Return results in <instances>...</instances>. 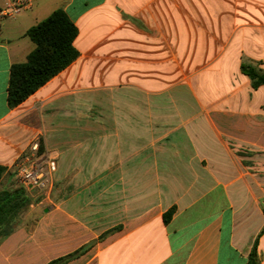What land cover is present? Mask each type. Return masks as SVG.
<instances>
[{
	"label": "crops",
	"instance_id": "0c3cea01",
	"mask_svg": "<svg viewBox=\"0 0 264 264\" xmlns=\"http://www.w3.org/2000/svg\"><path fill=\"white\" fill-rule=\"evenodd\" d=\"M18 3L0 17V184L12 187L38 142L66 196L37 205L33 229L1 243L0 264H46L91 243L68 264H248L254 247L264 264V86L241 71H264V0L0 9ZM57 9L78 27L80 57L10 108L11 67L36 47L26 32ZM203 81L224 89L204 99Z\"/></svg>",
	"mask_w": 264,
	"mask_h": 264
},
{
	"label": "trees",
	"instance_id": "16d2710c",
	"mask_svg": "<svg viewBox=\"0 0 264 264\" xmlns=\"http://www.w3.org/2000/svg\"><path fill=\"white\" fill-rule=\"evenodd\" d=\"M78 34V27L63 9L55 10L49 17L26 32V36L36 47L25 63H17L11 67L8 88L10 108L18 107L80 57V52L74 45ZM241 71L251 80L254 90L264 86V71L246 64L241 66ZM40 148L43 151V145ZM6 173L7 169L0 165V182ZM30 204L31 197L24 186L0 191V244L17 229L20 215L29 208ZM175 213L176 208L168 210L163 216L164 222L168 224ZM117 228L109 230L101 238ZM92 245L93 243L88 244L49 264H66L85 254ZM257 263V250L254 247L248 264Z\"/></svg>",
	"mask_w": 264,
	"mask_h": 264
},
{
	"label": "rangeland",
	"instance_id": "374dc122",
	"mask_svg": "<svg viewBox=\"0 0 264 264\" xmlns=\"http://www.w3.org/2000/svg\"><path fill=\"white\" fill-rule=\"evenodd\" d=\"M193 84H195V81ZM221 85H223V84L220 81L219 82L203 81V82H200L198 84V86H195V88H196L197 92L200 93V95L204 94L203 98L206 99L205 95H212L218 91L219 92L222 91L224 88ZM180 88L185 89L186 87H180ZM183 92H184V90H181V95L183 97H180L179 100H181L183 103H186V100L188 101V103H189V101H190V103H192L193 102L192 95H190L189 93H187V94H189L188 96H187V94L183 95ZM186 96H187V99H186ZM56 173L57 172L51 173L50 179H49L50 183L46 188L26 187V189L28 190V193L31 197V204H30L29 208H27L25 211H23L22 214L20 215L19 226L17 227L16 230H18L20 226L26 232H29L31 229H33L34 224H35V219L38 215H40V214H38L39 211H36V207L38 204H40V203H42L44 205H46L47 203L50 204L51 201H53L57 198H63L66 196V189H65L66 188V179L63 178V179L57 180V178L55 176ZM13 175H15V177ZM12 176H13L12 187L23 186L18 180V177H17L18 172L17 171L14 174H12ZM4 187H5V183H1L0 184V191L3 190ZM69 254H67V255H69ZM67 255H64V256H67ZM64 256L53 258V259L49 260L46 264H49L52 261H55V260H57L61 257H64ZM71 261H73V260H71ZM71 261H68V263H70ZM68 263H66V264H68Z\"/></svg>",
	"mask_w": 264,
	"mask_h": 264
},
{
	"label": "built area",
	"instance_id": "2783aa9c",
	"mask_svg": "<svg viewBox=\"0 0 264 264\" xmlns=\"http://www.w3.org/2000/svg\"><path fill=\"white\" fill-rule=\"evenodd\" d=\"M22 3H18L10 8L0 9V17L7 18L18 14L22 8ZM33 157L28 161L27 165L22 166L18 171V180L25 187L46 188L50 181V175L55 169L54 165H50L40 152V144L35 142L32 146Z\"/></svg>",
	"mask_w": 264,
	"mask_h": 264
}]
</instances>
